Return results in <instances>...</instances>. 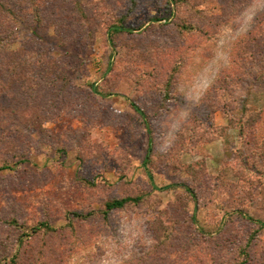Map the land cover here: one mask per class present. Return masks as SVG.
Masks as SVG:
<instances>
[{"label":"rangeland","instance_id":"1","mask_svg":"<svg viewBox=\"0 0 264 264\" xmlns=\"http://www.w3.org/2000/svg\"><path fill=\"white\" fill-rule=\"evenodd\" d=\"M79 1L82 13L75 0H41L40 25L15 23L0 56L27 63L12 96L0 92V167H11L0 170V264H97L119 230L137 238L132 264H239L248 241L245 264H264V0ZM245 9L255 20L236 39ZM119 23L131 31L108 35ZM219 47L231 63L218 71ZM209 76L213 86L187 104L183 94ZM238 98L262 113L244 135L224 113ZM126 196L142 200L107 221L70 214ZM12 220L53 231L21 245Z\"/></svg>","mask_w":264,"mask_h":264},{"label":"trees","instance_id":"2","mask_svg":"<svg viewBox=\"0 0 264 264\" xmlns=\"http://www.w3.org/2000/svg\"><path fill=\"white\" fill-rule=\"evenodd\" d=\"M40 1L41 0H0V56H1V54L7 53L9 46L12 43H15L16 37L13 33L14 29H15L14 28L15 23H21V24L29 23L30 25H33V26L35 25L34 26L35 28H37V26L40 25V22H41V20L39 19L40 18L39 17ZM74 3H75L76 10L79 11L80 13H82V9L80 7V1L75 0ZM188 28L190 29L192 27H188ZM130 31H131V29L126 27L123 23L110 25L107 29L108 35L127 33ZM1 63L4 65V68L7 65V69L10 70L8 72V80L10 83L6 80L4 81L3 79H0V82H1L0 83V92H4L5 95L8 94V95L12 96L13 93L10 90H12V88L16 84V83L12 84V78H16L17 80H19V78L21 76V75H19V74H21L20 73L21 69L16 68V67H21V66L24 67L27 65V63H19L16 67H14L16 62L14 61L12 63L11 60L9 61L7 58L4 59L2 62H0V67L3 66ZM17 75H19V76L17 77ZM258 79H259V81L264 80V71L261 72L260 78L257 77V80ZM24 83H26V82H24ZM90 86H91V89L94 92H96V88L94 87V85H90ZM166 96L168 97V95H166ZM167 97H166V99H167ZM236 101L239 102L238 105L236 104V106L232 107L231 109L226 108V111L224 113H226L229 116V122H230L231 126L234 129H237L241 135H244L247 130L253 129L259 124V122L262 119V113H261V111H257L255 109L250 108L246 104L245 99H243V98H238V99H236ZM132 105H133L135 111L138 112L142 117H144L142 110H140L134 104H132ZM8 113H10L9 110H8ZM148 143H149L148 154L145 157V160L143 161L144 166H146V164L149 162V153L151 152V140L150 139H149ZM261 144H262V141H261ZM255 152L256 153L258 152V148H257V150H255ZM261 152H264V151H262V148H261ZM261 154H259V156H261ZM227 166H225L224 169L227 168V169L234 170L237 172V173L235 172L236 174H238V172H243L244 174L248 175L253 180V182H255L257 180V177L253 171L245 170V169L242 170V168L239 169V168H237V165L230 164V163ZM5 169H11L8 162H6L5 164H3L0 167V170H5ZM243 173H240V174L243 175ZM147 175H148L149 181L152 184V188L156 189V187L153 185L152 176H151V174L148 173V171H147ZM222 176H225V174L222 173V175L217 177V179L215 180L216 186H219L221 184L220 180L222 179L221 178ZM243 179H245V178H243ZM80 180L85 185H88V186H95L97 184L96 179L89 180V179H86L85 177H80ZM184 188L186 189V191L188 193L193 195L190 187H187L186 185H184ZM167 189H170V186L163 187L162 190H167ZM141 200H142V198L139 196H136V197L126 196V197L114 198V199H111L105 203V209L104 210H101L98 212L91 211V212L86 213V214H84L82 212H80V213L79 212H72L70 214L73 216L72 218H75V219H87L88 217L94 216L95 214H100L107 221L109 219V216L113 212L118 211V210H122V209L126 208L127 206L137 204ZM249 220L253 221L252 219H249ZM9 224L15 226L17 230H20V234H19V237L17 239V242L21 245L32 234H36V233H39L41 231H44V232H52L53 231V228L46 222H41L37 225H34V226L30 227L28 230H27V228L25 230H23V227L20 226L15 220H12ZM257 224L259 225V228H264V222L257 221ZM70 225H71V223H70ZM252 237H254L253 234L251 235L250 238H252ZM248 246H250V241H248L244 247L240 248L239 254L241 257H243V259H241L239 264H245L246 263ZM12 263L15 264V257L12 259Z\"/></svg>","mask_w":264,"mask_h":264},{"label":"clouds","instance_id":"3","mask_svg":"<svg viewBox=\"0 0 264 264\" xmlns=\"http://www.w3.org/2000/svg\"><path fill=\"white\" fill-rule=\"evenodd\" d=\"M256 11H264V9H257ZM238 15L240 17H243L244 19L242 23H236L234 21L233 25L231 26V30L236 39H239L240 37L245 35L247 31L251 28L252 24L254 23L256 13L247 14V10L245 9ZM215 59L218 64V71L219 69L229 66L231 63L230 50L226 47H219L215 54ZM214 82L215 77H206L201 82V88L199 93L191 94L185 92L183 95L186 103L190 105H197L203 95L207 92V90L213 86ZM183 114L184 116H187L189 113L187 110H184ZM118 235L120 236V240L118 241L116 248L105 250L104 254L98 258L97 264H132L135 254V245L137 242V238L123 230H119ZM142 242L146 245H150L152 243L151 239L147 237H145ZM70 264H83V261H78L74 257L71 260Z\"/></svg>","mask_w":264,"mask_h":264}]
</instances>
